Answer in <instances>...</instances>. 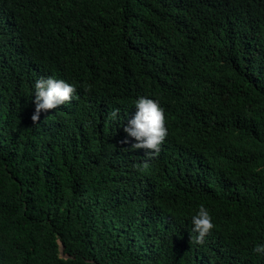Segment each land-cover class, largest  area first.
Returning <instances> with one entry per match:
<instances>
[{"label": "trees", "instance_id": "1", "mask_svg": "<svg viewBox=\"0 0 264 264\" xmlns=\"http://www.w3.org/2000/svg\"><path fill=\"white\" fill-rule=\"evenodd\" d=\"M49 76L76 99L34 123ZM141 96L169 130L153 155L123 131ZM256 243L264 0H0V264H264Z\"/></svg>", "mask_w": 264, "mask_h": 264}, {"label": "clouds", "instance_id": "2", "mask_svg": "<svg viewBox=\"0 0 264 264\" xmlns=\"http://www.w3.org/2000/svg\"><path fill=\"white\" fill-rule=\"evenodd\" d=\"M77 89L74 85L63 79L52 76L40 77L35 80L32 96H34L35 111L31 117L35 123L39 120L42 112L56 109L58 106L66 105L76 99ZM136 111L127 120L123 131L128 138L135 141L133 149H144L146 155L159 153L162 144L169 135L166 127V117L164 109L158 101L141 96L135 101ZM119 110H113L111 117L115 119ZM127 142V141H126ZM191 239L196 244H203L205 238L215 228L213 216L210 210L203 204L190 217ZM252 252L258 256H264V243H256Z\"/></svg>", "mask_w": 264, "mask_h": 264}]
</instances>
